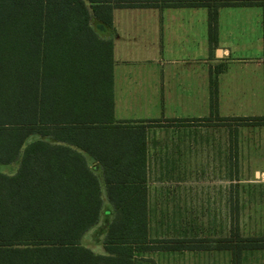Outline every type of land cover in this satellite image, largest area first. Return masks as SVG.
Listing matches in <instances>:
<instances>
[{"label": "trees", "instance_id": "obj_1", "mask_svg": "<svg viewBox=\"0 0 264 264\" xmlns=\"http://www.w3.org/2000/svg\"><path fill=\"white\" fill-rule=\"evenodd\" d=\"M259 2L167 5L207 7L214 45L218 8ZM152 5L0 0V264H144L140 253L172 250L169 241L148 240L145 122L115 119L112 42L99 36L111 28L114 8ZM215 85L212 80V90ZM9 166L15 171L4 173ZM102 191L115 212L106 224L103 254H94L81 240L100 220ZM231 198L229 238L213 249L228 251L233 264H241L243 253L264 251V237L239 235L238 197Z\"/></svg>", "mask_w": 264, "mask_h": 264}, {"label": "crops", "instance_id": "obj_2", "mask_svg": "<svg viewBox=\"0 0 264 264\" xmlns=\"http://www.w3.org/2000/svg\"><path fill=\"white\" fill-rule=\"evenodd\" d=\"M150 1L154 5L114 8L111 28L99 32V36L112 42L115 119L145 122L148 240L169 241L172 248L143 252L136 257L143 259L144 264H193L203 261L210 252L228 251L213 249L215 243L211 239L191 234L184 223H172V239L151 237L150 214H188L180 202L188 196L189 184L194 192L196 163L214 164L219 167L215 180L224 182L223 189L218 192V204L214 206V210L222 214L219 227L224 235L217 241L226 238L227 182L231 185L236 182V187L239 182L233 174L228 175L227 167L229 164L235 166L229 154L238 150V142L227 143L225 134L222 141L219 136L215 141L197 142L193 120L258 118L226 117L220 115V111L223 97L232 93L249 94L251 100L259 103L264 99V0L251 7L218 8L214 45L208 40L207 7H173L167 5L171 0ZM231 66L238 70L249 69L251 84H244L245 80L237 78L235 85L226 90L224 77ZM212 67L218 70L214 75ZM206 68L209 72L204 71ZM197 70L203 73H196ZM212 80L216 82L213 90ZM154 134L156 140L150 142ZM151 170L155 172L156 183L160 184L155 187L156 200L160 204L154 209L150 205ZM168 190L173 191L171 197H178L170 211L165 206ZM176 192L179 193L176 195ZM103 201L101 213L114 215V209L105 198ZM209 205L208 202L206 206L210 212L212 206Z\"/></svg>", "mask_w": 264, "mask_h": 264}, {"label": "rangeland", "instance_id": "obj_3", "mask_svg": "<svg viewBox=\"0 0 264 264\" xmlns=\"http://www.w3.org/2000/svg\"><path fill=\"white\" fill-rule=\"evenodd\" d=\"M92 26H94L93 23ZM237 68L236 66H231L224 77V81L227 83L225 84L226 90H229V86L235 85L237 78L238 80H245L244 84H251L250 70L247 68L245 70H242L243 68L238 70ZM214 70L215 69L212 67V75L218 72L217 69ZM204 71L209 72V69L206 68ZM196 73L202 74L203 71L201 70L200 72L197 70ZM223 98L220 115L226 117H263V120L257 122H243L235 120L222 121V119L216 118L200 123L195 122V139L197 142L208 140L215 141L218 140L220 136L222 141L225 134L227 143L229 141L232 143L233 140L238 142V150L235 152L230 151L233 153V159L232 153L229 154V158L232 160L231 163L235 164V166H229L232 165L229 164L227 171L230 170L231 174L239 181L237 183L239 189L234 186L236 182L232 185L227 182L228 198L232 197L231 199H235V194H237L238 197V209L240 211L239 235L244 238L264 237V99L259 103L251 100L249 94L238 95L235 93L224 96ZM230 99L234 100L230 101ZM199 127L201 128L199 129ZM235 130L237 132L236 134L232 135L229 133ZM168 136L169 134L166 135V137ZM158 137L159 136H157V138ZM155 140V134L150 136V142H154ZM15 168L16 166H9L4 169L3 172L12 174ZM218 168L219 167L214 166V164L209 165L205 162L202 164L201 161L196 163L194 192H191L189 184L188 196H185L183 201L180 202L184 204L183 210L189 213L150 214L151 237L172 239V232L174 233V231H172V223L175 222L179 224L184 223L187 225V228L189 227L191 234L211 239L213 242H216L220 237L224 236L223 229L219 227L222 214L220 215L214 210V206L218 204V192L221 191L224 186V182L215 180L218 176ZM155 178V172L151 170L149 186L151 196L150 205L152 209L160 204L155 196V187H160V184L156 183ZM172 192L173 191L168 190L166 193L169 194V199L165 200V206L169 211L178 199V197H176L177 199L171 197ZM178 193L179 192H176V195ZM103 198H105L104 191H102V199ZM208 202L210 204L209 207L212 206L210 212L208 211L209 208L206 206ZM230 204L231 202L228 200V208ZM105 215L104 213L101 214L98 224L86 233L81 240V245L90 249L94 254H103L102 243L105 238L106 224L113 216L112 214L109 216ZM228 233L227 228L226 237L229 238ZM241 260V264H264V251L247 252L242 255ZM193 264H233L232 254L222 251L210 252L206 254L203 261H194Z\"/></svg>", "mask_w": 264, "mask_h": 264}]
</instances>
